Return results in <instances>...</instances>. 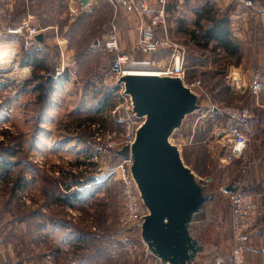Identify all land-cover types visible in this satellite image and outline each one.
I'll use <instances>...</instances> for the list:
<instances>
[{
	"label": "rangeland",
	"instance_id": "obj_1",
	"mask_svg": "<svg viewBox=\"0 0 264 264\" xmlns=\"http://www.w3.org/2000/svg\"><path fill=\"white\" fill-rule=\"evenodd\" d=\"M14 7L13 0H0L1 32L14 30L10 26L21 16V7ZM97 26L85 24V32L75 38L65 34L76 72L73 68L65 72L61 80L69 79V84L65 80L52 84L45 108L44 90H31L25 82L18 86L19 79L28 76L20 75L15 53L10 59L0 58V162H16L6 176L0 165V238L5 241L0 253L6 254L3 260L11 257V264H159L148 255L141 235H128L119 223L122 186L118 173L111 172L121 158L107 136L115 132L120 141L128 124L134 121L129 127L134 128L144 119L111 73L115 54L104 50L102 40L94 42ZM13 48V42L3 40L0 56ZM128 49L129 45L122 48ZM217 60L218 67L201 74L205 93L195 92L197 110L184 117L169 139L178 146L185 167L200 179L214 178L207 183L208 191L215 192V200L208 204V225L198 232L209 260L230 251L226 214L230 194L222 188L238 181L237 166L242 162L217 137L223 116L214 115L205 95L219 108L249 106L247 93L231 91L226 60ZM19 176L20 186L11 197ZM60 196L70 200L62 203ZM76 238L86 239V246Z\"/></svg>",
	"mask_w": 264,
	"mask_h": 264
},
{
	"label": "crops",
	"instance_id": "obj_2",
	"mask_svg": "<svg viewBox=\"0 0 264 264\" xmlns=\"http://www.w3.org/2000/svg\"><path fill=\"white\" fill-rule=\"evenodd\" d=\"M13 3L14 9H17V5L21 7V16L16 18L15 23L17 24L15 26L11 25L10 28L15 30L21 27L23 18L29 13L35 15L40 28L37 35L39 38H35L36 44L32 48L24 47L21 32L15 33L9 29L7 32L6 30L4 32L0 31V42L3 40L13 42V52L16 56L15 64L19 68L20 75L22 73L23 76H28L27 80L19 79L17 83L20 88L23 87L25 82L31 90H34L42 80L47 82L55 80L57 84L65 80V85L69 84V79L64 78L61 80L63 76L65 77V74L59 78L55 77L56 66L61 61H66L69 69L73 68V71L76 72V68L73 67L74 62L69 55V47L65 43V34L67 38H70L71 35L73 38L78 37V33L85 32V24L89 22L94 26L98 24L94 35L96 38L95 43H97V40L104 41L107 38L113 21L117 24L120 22L118 27L122 48L129 45L128 50L132 49L134 42H136L135 39L138 38L136 35H132V32L134 34V30L138 31L139 18L135 14H128L122 9H116L109 0H88L85 4L82 0H13ZM151 4L154 8L162 6L165 8L167 30L173 39L185 41L183 45L189 48L191 52L204 56V60H197L191 66L193 70L195 69L192 72L196 76L194 79H200L201 74H204L206 69H211L212 66L218 67L217 57H221V60H226L227 68L225 69L227 71L225 72L230 74L229 87L231 91L238 90L239 95H245L246 93L249 95L247 105H250L254 112L251 128L252 137L244 153L237 157V161L242 162L241 166H237L238 181L234 182L232 180L225 183L222 192L226 195L230 192L225 191V187L231 184L235 187L239 185L241 189H245L252 194L258 203L260 215L246 244L245 258L246 264H264V89L256 97L249 88L253 70L261 72L264 84V0H255L253 9L239 6L234 0H151ZM224 18H226L227 23L229 22L228 25L232 30V34L240 43L241 50L238 55V63H234L235 57H231L224 50H217V55H215L211 51L212 46L202 49L190 40L192 36L199 40L202 38V29L205 31L212 22H219ZM157 31L159 35H162L161 29ZM154 55L149 58L167 59V54L164 52L158 53V56ZM1 85L3 86V84ZM205 96V102L211 108L210 98L207 94ZM213 180L214 178L212 180L209 178L202 179V186L205 188L204 195L212 197L206 200L205 208L202 207L201 210L193 213H191V210L188 211L189 213L187 212L190 237L194 241L189 246L188 264H215L218 258L230 261V251L226 254L215 255L212 260H209L206 246L200 241L198 235V232L208 225V204L215 200V192L210 193L207 184ZM228 200L229 198H227L226 208L229 222L227 232L231 244V211ZM66 226L65 224V229H70ZM125 228L130 236L141 235L143 242L147 245L148 255L153 256L159 264H178L177 261L166 260V258L161 257L149 248L143 238L141 222ZM1 233L4 234L2 231ZM3 239L0 238V247L4 245L5 241ZM76 239L81 240V245L86 246V239ZM4 256L6 254L3 255L1 252L0 264L13 263V260L10 261L11 257L3 260Z\"/></svg>",
	"mask_w": 264,
	"mask_h": 264
},
{
	"label": "built area",
	"instance_id": "obj_3",
	"mask_svg": "<svg viewBox=\"0 0 264 264\" xmlns=\"http://www.w3.org/2000/svg\"><path fill=\"white\" fill-rule=\"evenodd\" d=\"M116 9H122L128 14H135L140 20L138 25V38L128 51L122 50L119 27L112 22L107 38L103 41L102 47L105 51L114 53L111 63V73L119 86L125 90L119 80L126 76L129 70L145 69L152 72L153 76L178 77L192 91L205 93L201 79L188 81L187 79V48L173 39L167 30V16L165 8H154L151 0H109ZM239 6L253 9L255 0H234ZM158 29L162 30L159 35ZM40 28L34 14H27L22 21L21 27L12 32H21L25 48H32L36 44V36ZM166 53L167 59L149 58L154 54ZM136 53L148 56L144 60L135 59ZM69 69L66 61H61L55 69V77H62ZM250 91L256 97L264 89L261 72L255 71L251 76ZM125 93V92H124ZM130 97V95H129ZM131 99V97H130ZM132 102V99H131ZM210 110H219L227 116L225 126L217 128V137L221 144L227 146L231 155L238 157L246 150L252 137V120L254 112L251 106L222 107L213 105ZM119 121H123L121 118ZM141 122L134 128H129L132 121L126 128L120 141L115 140L113 132L107 137L109 145L117 150L125 146L131 147L136 140L137 131L142 125ZM133 161L129 158L120 159V162L112 169L117 172L122 186V208L119 216V223L122 227H129L139 222L149 214V210L141 200L140 192L132 174ZM237 189L229 194V205L231 211L230 235L231 250L230 261L218 258L215 264H246L245 252L250 233L259 219V206L253 195L243 192L239 185Z\"/></svg>",
	"mask_w": 264,
	"mask_h": 264
},
{
	"label": "water",
	"instance_id": "obj_4",
	"mask_svg": "<svg viewBox=\"0 0 264 264\" xmlns=\"http://www.w3.org/2000/svg\"><path fill=\"white\" fill-rule=\"evenodd\" d=\"M119 83L130 95L135 113L144 119L133 145L117 151L121 159L131 156L132 174L149 210L142 222L143 238L166 260L188 264L194 241L187 212L205 208L212 197L204 195L202 179L184 166L178 146L169 139L184 117L197 110V93L178 77L126 75ZM236 189L233 184L224 188Z\"/></svg>",
	"mask_w": 264,
	"mask_h": 264
},
{
	"label": "trees",
	"instance_id": "obj_5",
	"mask_svg": "<svg viewBox=\"0 0 264 264\" xmlns=\"http://www.w3.org/2000/svg\"><path fill=\"white\" fill-rule=\"evenodd\" d=\"M228 23H227L226 18L222 19L221 21L219 20V22H212L209 25L210 27L208 29H206L205 31H204V29H202L203 30L202 31V38L197 40L196 38H194L192 36V38H190V40L194 45H196L202 49H206V48H209V46H212L211 51L213 53H215V55H217V50H224V52L229 54L231 57H235L234 63H238L237 60L239 58L238 55L240 53L241 47H240V43H239L238 39L232 34V30L229 28ZM15 24H17V23H15ZM15 24L13 23L12 26H15ZM198 26H200V25H198ZM203 57L204 56L199 55L198 53H195L193 51L192 52L187 51L186 63H187V70H188V76H187L188 81L189 80L191 81V79H190L191 76H192V80L196 77L195 74L192 73L195 70V69L194 70L192 69V67H191L192 64L195 63L197 60H204ZM54 82H55V80L46 83V80H42L35 87V90H44L45 91L44 94L41 96L42 105L44 108L48 106V99H49V96L51 94V90L53 87L52 84H54ZM211 111L214 112V115L222 114V116H223V121L217 127L225 126L227 123V120H228L227 116L224 113L220 112L219 110L218 111L211 110ZM91 121L94 122L95 120L92 119ZM6 153L12 154L9 151H6ZM2 161L3 162H0L1 163L0 165L5 170V176H6L8 174L6 172L8 167H10L12 164L15 165L16 162L11 163L7 159H3ZM9 173H10V170H9ZM3 179H5V177ZM20 181H21V179L19 176L15 187H11V189H10L11 197L15 196L16 190L20 186ZM4 182H6V181H4ZM6 183L8 184V182H6ZM242 191L248 193L245 189H242ZM57 199L62 201V203H65V201L70 200L68 197H63V196H60ZM81 239H83V238H81Z\"/></svg>",
	"mask_w": 264,
	"mask_h": 264
},
{
	"label": "bare ground",
	"instance_id": "obj_6",
	"mask_svg": "<svg viewBox=\"0 0 264 264\" xmlns=\"http://www.w3.org/2000/svg\"><path fill=\"white\" fill-rule=\"evenodd\" d=\"M13 54L14 52L13 51H4L3 53H1V56L0 58L3 59V58H12L13 57ZM153 73L148 71V70H145V69H132V70H129L128 74L127 75H130V76H153L152 75Z\"/></svg>",
	"mask_w": 264,
	"mask_h": 264
}]
</instances>
